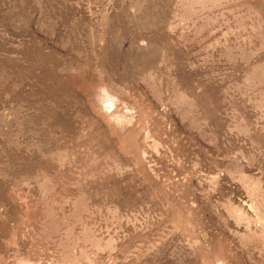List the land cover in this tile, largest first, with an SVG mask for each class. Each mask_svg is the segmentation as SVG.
Here are the masks:
<instances>
[{
  "label": "rangeland",
  "instance_id": "374dc122",
  "mask_svg": "<svg viewBox=\"0 0 264 264\" xmlns=\"http://www.w3.org/2000/svg\"><path fill=\"white\" fill-rule=\"evenodd\" d=\"M0 264H264V0H0Z\"/></svg>",
  "mask_w": 264,
  "mask_h": 264
}]
</instances>
